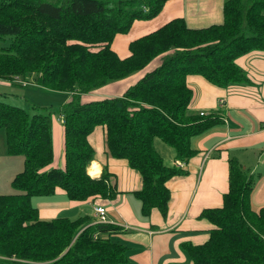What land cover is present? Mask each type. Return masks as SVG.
Here are the masks:
<instances>
[{"label": "trees", "instance_id": "1", "mask_svg": "<svg viewBox=\"0 0 264 264\" xmlns=\"http://www.w3.org/2000/svg\"><path fill=\"white\" fill-rule=\"evenodd\" d=\"M166 0H0V78L71 93L62 106L64 166L54 159L53 117L47 107L29 109L0 101V129L9 154H23L24 168L12 185L20 190L0 194V264H120L126 246L111 238L119 226L95 222L92 216L42 219L32 197L57 188L71 200L114 199L121 192L112 176L88 173L94 158L89 135L105 131L109 156L127 159L141 174L135 193L142 212L166 214L171 197L168 181L183 174L196 150L193 135L221 122L215 115L190 112L191 73L226 86L246 82L234 59L253 49L264 50V0H226L223 22L192 28L174 18L132 40L129 55L111 46L117 33L136 19L155 16ZM156 61V62H155ZM155 65V66H154ZM144 70L120 96L83 101L81 95ZM33 75V76H32ZM171 146L174 164L165 162L156 139ZM229 190L220 207L200 214L214 227L204 244L188 248L193 264H264V206L253 208V178L231 157Z\"/></svg>", "mask_w": 264, "mask_h": 264}, {"label": "crops", "instance_id": "2", "mask_svg": "<svg viewBox=\"0 0 264 264\" xmlns=\"http://www.w3.org/2000/svg\"><path fill=\"white\" fill-rule=\"evenodd\" d=\"M225 1L166 0L155 16L136 19L130 29L139 24V20L146 22L160 17L161 23H164L161 26L174 18H183L192 28L218 24L224 19ZM112 48L121 57L127 56L126 49L118 52ZM234 62L245 73L246 82L221 86L199 73L187 76V83L193 89L190 112L198 114L205 110L207 116H219L221 122L192 136L191 145L196 153L182 168L185 172L168 181L171 197L165 215L158 208H153L149 215L143 214L142 202L135 193L142 186L140 172L131 167L127 159L107 154L104 128L97 126L89 135L94 158L88 166V173L99 177L106 169L121 192L114 199L95 197L80 201L69 199L64 189L57 188L55 193L43 196L46 199H38L41 195L32 197L33 204L39 209L40 218L51 219L58 215L70 219L81 216L96 218L94 207L103 205L109 221L119 226L118 231L112 233L115 241L123 243L127 248V259L120 264H193L188 248L208 241L214 227L209 219L200 214L206 208L222 206L223 195L229 190L231 157L247 168L253 178L250 195L253 208L264 206V50H250L237 56ZM143 73L144 70L137 71L109 82L82 94L81 99L88 101L120 96ZM27 79L30 82L22 84L24 87L33 85V78ZM25 97L27 101V95ZM59 120L60 123L53 125L52 129L55 133L52 167L64 166V121ZM160 146L162 153L171 160L169 165H173L175 152ZM92 167L93 172L90 170Z\"/></svg>", "mask_w": 264, "mask_h": 264}, {"label": "rangeland", "instance_id": "3", "mask_svg": "<svg viewBox=\"0 0 264 264\" xmlns=\"http://www.w3.org/2000/svg\"><path fill=\"white\" fill-rule=\"evenodd\" d=\"M117 1V0H116ZM139 24L133 26L129 32L118 34L114 41L112 42V47L116 48L118 52H122L123 49H126L128 55V42L138 38V36L145 34L151 30L159 28L161 23V17L154 20H149L143 22L139 20ZM11 43V38L6 36L5 38H0V49L8 47ZM33 76V75H32ZM24 87L22 84L14 80H0V101H5L10 104L18 105L23 108L29 109L32 105H42L48 108L50 111L54 126L60 123L62 116V106L71 99V95L68 92H62L57 90H52L44 88L37 83ZM13 92L17 93L15 95ZM24 95V96H23ZM27 95V101L26 97ZM67 100V98H69ZM25 98V99H24ZM205 111V110H201ZM206 112V111H205ZM63 126V125H62ZM55 138V133H53ZM160 145L169 148L174 151L171 146L164 143L160 139L155 140V146L157 150L162 154L165 159V162L170 164L171 160L167 159L168 157L162 153V148ZM51 167V166H50ZM24 168V155L23 154H9L6 149V138L5 131L3 128L0 129V194H14L21 192L12 185L14 176L22 171ZM62 168V167H59ZM38 199H46L47 197L38 196ZM34 203H37L35 199ZM60 217V215H58ZM94 218V217H93ZM111 238L114 239V235L111 234ZM115 240V239H114Z\"/></svg>", "mask_w": 264, "mask_h": 264}, {"label": "built area", "instance_id": "4", "mask_svg": "<svg viewBox=\"0 0 264 264\" xmlns=\"http://www.w3.org/2000/svg\"><path fill=\"white\" fill-rule=\"evenodd\" d=\"M199 113L201 115H206L207 114L205 111H199ZM61 120L64 121V116L63 115L61 116ZM263 129H264V123H263ZM175 164H176V166H178L180 168H183L186 165V163L184 161H182V160H176ZM94 209H95V216H96V218H94L95 222H104V223L110 222L109 219L107 218V214H106L107 211H106L105 206L96 205L94 207Z\"/></svg>", "mask_w": 264, "mask_h": 264}, {"label": "bare ground", "instance_id": "5", "mask_svg": "<svg viewBox=\"0 0 264 264\" xmlns=\"http://www.w3.org/2000/svg\"><path fill=\"white\" fill-rule=\"evenodd\" d=\"M90 170L93 172L94 171V167L90 168Z\"/></svg>", "mask_w": 264, "mask_h": 264}]
</instances>
